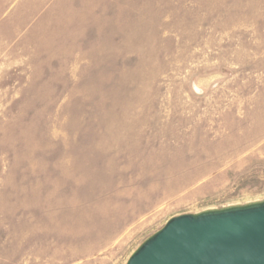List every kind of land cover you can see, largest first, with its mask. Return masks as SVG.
Instances as JSON below:
<instances>
[{
  "label": "rangeland",
  "instance_id": "obj_1",
  "mask_svg": "<svg viewBox=\"0 0 264 264\" xmlns=\"http://www.w3.org/2000/svg\"><path fill=\"white\" fill-rule=\"evenodd\" d=\"M263 199L264 0H0V264Z\"/></svg>",
  "mask_w": 264,
  "mask_h": 264
},
{
  "label": "water",
  "instance_id": "obj_2",
  "mask_svg": "<svg viewBox=\"0 0 264 264\" xmlns=\"http://www.w3.org/2000/svg\"><path fill=\"white\" fill-rule=\"evenodd\" d=\"M126 264H264V199L175 216Z\"/></svg>",
  "mask_w": 264,
  "mask_h": 264
}]
</instances>
